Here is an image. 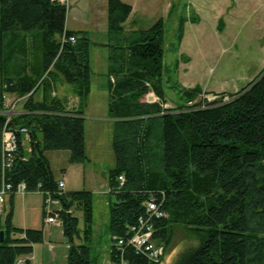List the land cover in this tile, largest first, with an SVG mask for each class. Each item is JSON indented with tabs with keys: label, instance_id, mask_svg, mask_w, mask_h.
<instances>
[{
	"label": "trees",
	"instance_id": "obj_1",
	"mask_svg": "<svg viewBox=\"0 0 264 264\" xmlns=\"http://www.w3.org/2000/svg\"><path fill=\"white\" fill-rule=\"evenodd\" d=\"M107 7L109 43L104 46L110 49L108 113L114 120L115 156L108 178L115 198L110 207V257L116 255L114 238L130 236L154 195L167 213L154 223V239L165 254L177 229L193 234L197 243L174 264H264V71L231 95L229 103L164 108L163 19L147 30L126 34L132 6L107 0ZM67 14L68 6L61 0H0V112L6 93L29 95L24 104L28 113L15 116L11 126L27 128L31 145L27 153L20 137L6 180L13 191L25 183L28 192L40 187L51 193L60 203L59 218L70 240L67 264H90L93 194L62 191L46 156L65 150L71 165L88 161L84 110L92 84L91 40L66 28ZM184 30L181 19L179 42ZM60 82L73 86L79 109L69 110L53 95ZM150 90L160 102H143ZM182 92L192 101L202 89ZM5 120L0 114V134ZM10 196V208L0 215V264H17L33 254L34 245L44 243L43 228L13 224L15 193ZM75 210L82 213L83 229ZM75 239L81 243L75 244ZM125 258L129 264H150L130 248Z\"/></svg>",
	"mask_w": 264,
	"mask_h": 264
},
{
	"label": "rangeland",
	"instance_id": "obj_2",
	"mask_svg": "<svg viewBox=\"0 0 264 264\" xmlns=\"http://www.w3.org/2000/svg\"><path fill=\"white\" fill-rule=\"evenodd\" d=\"M68 6L66 26L70 30H86L91 40L90 61L92 68L91 95L85 116L96 119L87 120L88 153L91 162L71 165L70 153L65 150L46 153L51 170L56 180H64L66 190L92 191L94 201V236L89 244L90 264H110L112 247L110 233V207L115 198L108 195L109 173L113 169L114 151L112 148L114 120L108 114L110 92L107 76V56L109 47L107 0H64ZM133 1V0H130ZM163 1V2H162ZM133 20L135 26L127 24L125 33L132 28L147 30L157 21L163 19L165 25L164 79L162 93L171 110L182 106L207 103L220 106L231 101L230 96L249 85L264 71V0H150L141 4ZM90 10L102 19L97 25L87 20ZM142 10V11H140ZM185 19L184 37L178 39V26ZM113 84L114 78H111ZM199 86L202 94L189 101L183 89ZM69 109H79V100L74 95L71 85L58 83L56 86ZM57 94V92H54ZM38 97L41 92H38ZM58 96V95H57ZM5 97V98H4ZM29 97H19L6 93L3 96L6 117L11 110L16 115L28 113L24 104ZM153 97V99H151ZM143 102H160L150 90L143 97ZM70 104V107L69 105ZM212 107V106H211ZM83 169H92L98 177L92 182L84 180ZM89 188V189H88ZM5 210L10 202L5 201ZM59 207L54 201L46 204L39 191L16 194L14 199L13 223L16 226L40 229L49 217L48 211ZM45 214V220H43ZM79 219V228L83 229L82 213L74 211ZM46 224H48L46 222ZM63 228L54 224L52 234L46 235L47 243L38 244L37 257L46 256L48 264H67L65 253L69 252V238L63 234ZM172 246L166 252L161 264H174L179 255L195 246L193 234L184 229H177ZM75 244L81 240L75 239ZM55 249L52 251V245ZM53 254L57 258L53 262Z\"/></svg>",
	"mask_w": 264,
	"mask_h": 264
},
{
	"label": "built area",
	"instance_id": "obj_3",
	"mask_svg": "<svg viewBox=\"0 0 264 264\" xmlns=\"http://www.w3.org/2000/svg\"><path fill=\"white\" fill-rule=\"evenodd\" d=\"M61 1L63 3L65 2L64 0ZM70 40L72 43L76 42L75 37H71ZM53 95L57 96L56 93H53ZM5 113L7 116L5 117V124L0 134V215L4 213V202L8 195L12 192L15 193V195H24L28 192L25 183L19 184L17 189L13 191L12 185L7 183L6 180L7 173L10 171L16 159L20 137H23L24 142L28 140V129L11 126L13 118L17 116L14 110L9 112L6 111L4 114ZM119 180L121 185H123L125 181L124 176L119 177ZM59 187L64 191L65 185L62 182L59 183ZM37 191L41 192L44 196L46 204L54 201L59 205V210H61L59 201L53 199L51 193H43L40 187ZM59 210L47 212L49 214V217L46 219L48 224H57L61 222L58 214ZM166 217L167 213L164 212L162 203L152 195L149 200L146 201L145 212L140 216L137 225L131 227L129 232L130 236L127 238H114L116 255L115 259L110 257V264H129L128 260L125 258V252L129 248L133 249L136 254L146 257L150 264H161L165 252L163 246L158 245L154 239V223ZM17 264H22V261L19 260Z\"/></svg>",
	"mask_w": 264,
	"mask_h": 264
},
{
	"label": "crops",
	"instance_id": "obj_4",
	"mask_svg": "<svg viewBox=\"0 0 264 264\" xmlns=\"http://www.w3.org/2000/svg\"><path fill=\"white\" fill-rule=\"evenodd\" d=\"M121 1H123V2H125V3H127V4H129V5H131L132 6V8H133V11H132V14H131V16L129 17V19L127 20V22L124 24V27L127 25V24H130L132 27L133 26H135V24H136V22H135V20H133V17H134V15L137 13V12H139V9H141V8H138L139 7V5H140V3L141 4H143L144 3V5H146L148 2H150V0H133V1H130V0H121ZM163 2V1H162ZM140 11H142V10H140ZM99 19H102L100 16H98L97 14H94L93 13V11H91L90 10V14L88 15V17H87V20H89L90 21V23H91V25H97V23H98V21H99ZM66 28L68 29V30H70L67 26H66ZM149 29V28H148ZM137 30H141V29H137V28H132L129 32H131V31H137ZM72 31H78V32H83L84 34H86L88 37H89V33L86 31V30H72ZM90 38V37H89ZM108 56H109V54H108ZM108 56H107V73H108ZM92 64V63H91ZM113 78V77H112ZM91 89H92V87H91ZM57 92V95H58V97H60L61 96V94L58 92V91H56ZM90 95H91V93H90ZM90 97V96H89ZM36 99L37 100H40V95H39V97H38V95L36 96ZM109 104V103H108ZM69 105V107H70V104H68ZM76 107V106H75ZM74 107V108H75ZM87 107H88V105H87ZM86 107V108H87ZM69 109V108H68ZM69 110H72V109H69ZM109 114V113H108ZM88 119H90V120H96V119H94V118H91V117H87V116H85V110H84V120H85V149H86V155H87V153H88V127H87V120ZM95 122H97V121H95ZM113 129H114V125H113ZM24 145H25V148H26V151H27V153H29L30 152V147H31V145H30V143H29V141H25L24 142ZM87 158H88V161L87 162H91V158H90V156H88L87 155ZM114 160H115V157H114ZM114 166H115V164H114ZM83 172H84V180L86 181H88V182H92L93 180L92 179H94V178H96V177H98V174L97 173H95L94 172V170H92V169H83ZM109 178V177H108ZM59 183H63L64 185H65V188H64V192L65 193H72L71 191H69V190H66V183H65V181L64 180H62V179H60V180H57ZM105 186L107 187V190L105 191V192H107V194L108 195H110V189H109V183H108V181H106V183H105ZM89 189V188H88ZM84 191V190H83ZM89 191V190H88ZM76 192H80V191H76ZM89 192H91L92 193V191H89ZM93 194V193H92ZM10 195H8L6 198H5V201H6V199L8 198L9 199V202H10ZM5 203L6 202H4V209H5V207H6V205H5ZM7 208V207H6ZM59 208L60 207H54V210L53 211H57V210H59ZM9 209V208H8ZM43 220H45V216L43 217ZM14 224V223H13ZM28 224H26V226H25V224H24V227L22 226V228L23 229H28L27 226ZM57 225L58 226H60V227H62V224H61V222H59V223H57ZM16 226V225H15ZM53 226H54V224H46V222L44 223V225L41 227V228H43L44 229V243H47L46 241H45V239H46V235H47V233L49 232V234H52V232H50L51 230H52V228H53ZM16 227H21V226H16ZM63 228V227H62ZM30 229H33V228H30ZM35 229V228H34ZM39 229V228H38ZM64 230V229H63ZM63 234L65 235V232L63 231ZM66 236V235H65ZM67 237V236H66ZM112 238V237H111ZM69 242H70V240H69ZM80 244V243H79ZM52 245V251H53V249H55L54 248V246H53V244H51ZM69 248H70V246H68ZM38 250H39V248H37V245H34V249H33V254L31 255V256H29V257H22L20 260L22 261V264H25V262H26V260L27 259H29L30 260V264H48V263H46V256L44 255V256H42V258H40V259H38V257L36 256L37 255V253H38ZM54 256H52L51 255V257H52V261L54 262L55 261V259L57 258V255H55V254H53ZM65 259L67 260V257H68V252L67 253H65ZM109 259H110V257H109Z\"/></svg>",
	"mask_w": 264,
	"mask_h": 264
},
{
	"label": "water",
	"instance_id": "obj_5",
	"mask_svg": "<svg viewBox=\"0 0 264 264\" xmlns=\"http://www.w3.org/2000/svg\"><path fill=\"white\" fill-rule=\"evenodd\" d=\"M151 99H153V97H151ZM4 239V231L0 232V241H3Z\"/></svg>",
	"mask_w": 264,
	"mask_h": 264
}]
</instances>
